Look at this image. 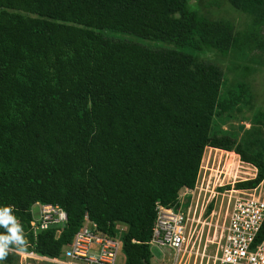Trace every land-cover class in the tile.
Wrapping results in <instances>:
<instances>
[{
  "label": "trees",
  "instance_id": "1",
  "mask_svg": "<svg viewBox=\"0 0 264 264\" xmlns=\"http://www.w3.org/2000/svg\"><path fill=\"white\" fill-rule=\"evenodd\" d=\"M228 1L264 15V0ZM235 43L231 22L187 0H0V208L12 209L27 245L59 256L87 213L109 235L126 226L123 264H151L156 206L195 187L207 147L254 166L233 188H256L264 153L218 124L240 96L223 91L219 65L188 51L226 56ZM36 203L65 210L59 236L29 231Z\"/></svg>",
  "mask_w": 264,
  "mask_h": 264
},
{
  "label": "rangeland",
  "instance_id": "2",
  "mask_svg": "<svg viewBox=\"0 0 264 264\" xmlns=\"http://www.w3.org/2000/svg\"><path fill=\"white\" fill-rule=\"evenodd\" d=\"M187 8L210 20H225L233 25L236 43L226 56L216 51L188 50L195 60L208 61L219 65L224 72L223 91H230L240 96V101L223 114L218 124L222 129L234 131L238 140L249 151L264 153V15L257 18L233 7L228 0H187ZM107 34L144 42L177 48L175 43L168 41H152L131 34L106 32ZM234 151L206 148L204 151L195 187L191 190L182 189L178 199L182 206L190 208L191 243L179 255L177 261L174 251L169 248L151 247V264H212L216 252L215 234L219 233L225 212L231 207L229 195L234 183L253 178L256 168L243 162ZM229 188L219 190V187ZM258 192H264V180L257 186ZM212 203L209 213L208 205ZM34 216L38 209L32 206ZM118 227L125 230L122 223ZM124 231H122L123 233ZM25 235V232H24ZM211 239L206 245L205 239ZM27 241V237H25ZM22 248L31 251L32 247ZM123 251L119 264H123ZM34 264H40L32 261ZM0 264H18L17 256L12 261H0Z\"/></svg>",
  "mask_w": 264,
  "mask_h": 264
},
{
  "label": "built area",
  "instance_id": "3",
  "mask_svg": "<svg viewBox=\"0 0 264 264\" xmlns=\"http://www.w3.org/2000/svg\"><path fill=\"white\" fill-rule=\"evenodd\" d=\"M231 190L228 199L232 201L231 207L225 212L219 233L214 237L216 252L212 264H264V192H258L257 187ZM36 204L38 214L30 220L29 231L36 236L43 230L55 228V235L59 236L67 223L65 210L52 203ZM190 222V208L182 206L179 199L172 205H157L147 240L149 248L172 249L173 260L177 261L191 243ZM122 231L120 227L109 235L99 230L85 213L81 226L59 256H44L16 247L9 252L17 256L18 264H34L32 261L40 264H119ZM205 240L206 245L212 241Z\"/></svg>",
  "mask_w": 264,
  "mask_h": 264
},
{
  "label": "clouds",
  "instance_id": "4",
  "mask_svg": "<svg viewBox=\"0 0 264 264\" xmlns=\"http://www.w3.org/2000/svg\"><path fill=\"white\" fill-rule=\"evenodd\" d=\"M0 228L5 230V233H0V261H2L7 259L13 246L21 249L26 245L27 241L23 227L13 215L10 207L0 208Z\"/></svg>",
  "mask_w": 264,
  "mask_h": 264
},
{
  "label": "crops",
  "instance_id": "5",
  "mask_svg": "<svg viewBox=\"0 0 264 264\" xmlns=\"http://www.w3.org/2000/svg\"><path fill=\"white\" fill-rule=\"evenodd\" d=\"M207 148H211V147H207ZM212 149V148H211ZM215 149H217V148H215ZM206 150V149H205ZM34 206L36 207L37 206V204H34Z\"/></svg>",
  "mask_w": 264,
  "mask_h": 264
}]
</instances>
